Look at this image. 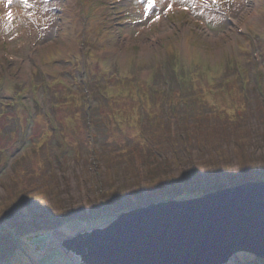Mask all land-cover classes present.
<instances>
[{"label":"rangeland","instance_id":"374dc122","mask_svg":"<svg viewBox=\"0 0 264 264\" xmlns=\"http://www.w3.org/2000/svg\"><path fill=\"white\" fill-rule=\"evenodd\" d=\"M110 1L0 0V264H84L64 240L134 209L264 181V0H229V19L173 0L130 26L117 25V10L141 6ZM168 51L167 65L178 56L213 79L234 61L247 82H214L188 94L190 110L156 101L161 115L136 118L131 82H148L151 96L173 90L158 70ZM68 55L79 62H59ZM61 80L83 85L87 100L49 98L45 87ZM121 93L122 114L104 100ZM227 263L264 264L246 253Z\"/></svg>","mask_w":264,"mask_h":264},{"label":"water","instance_id":"95a60500","mask_svg":"<svg viewBox=\"0 0 264 264\" xmlns=\"http://www.w3.org/2000/svg\"><path fill=\"white\" fill-rule=\"evenodd\" d=\"M62 246L84 264H225L264 260V181L123 213Z\"/></svg>","mask_w":264,"mask_h":264},{"label":"trees","instance_id":"16d2710c","mask_svg":"<svg viewBox=\"0 0 264 264\" xmlns=\"http://www.w3.org/2000/svg\"><path fill=\"white\" fill-rule=\"evenodd\" d=\"M231 72L234 74V72H235L234 69H231ZM190 79H191V81L189 82V85L185 88L186 91L183 93L186 96H188V94H190V93L194 94L196 91H200V89L202 87H205V86H208L211 83H214L213 81H210L208 78H206V76H198V77L193 76ZM171 81H173L174 84L176 83L175 79H171ZM232 83L238 87L236 81L232 82ZM47 88H48L47 89L48 94L50 95V97L52 99L56 97L55 100H59V98L64 100L67 97H69V100H72V99H74V96L78 97L80 95L79 93L81 92V89H79V91H76V92H73V93L69 92V90L67 88L62 87L59 84H52V85L48 86ZM140 89H141L140 97L139 98H137V97L135 98V100H137L135 102H138L137 104H135L136 105V113H137L136 118L139 115L140 109H142L144 112H145V109L147 110V112L149 111V109L150 110H154V111H150V114L148 116L149 118H154L155 116L161 115L160 113L159 114H155L157 112H161L162 113V109L159 106H156V101H160L162 98H165L164 91H157L156 94L152 97L151 93H148L146 91L147 89L144 86H141ZM168 92H170V93H168L167 98H170L169 99L170 101L178 100V98L182 94V92L180 91L179 86H174L173 90L172 91H168ZM146 93H147V95H146ZM115 98L110 96V98L105 97L104 100L106 102H110L111 103L110 106H113V109L115 111H119L122 114L123 112H121V109L118 106L120 105L122 107H125L123 105V103L121 102L122 100L124 101L125 99L121 95L116 96ZM79 102H81V101H79ZM56 106H57V104H55L54 107L57 108ZM19 113L23 116L22 120L24 118H27V112L25 111L24 108H22L19 111ZM77 113H79V112H77ZM56 118H59L58 115H56ZM139 120H140V118H139ZM145 120H147V119H145ZM147 121H148V123L151 124L152 120H147ZM137 123H140V122L138 121ZM144 124H146V123H144ZM63 135H64V133H63ZM5 140H9L10 141L11 137L9 136ZM19 142H20V139H19ZM85 146H87V145H85ZM5 152L6 151H4V157L2 159H0V164H3V160L5 162V160L8 159V153L6 152V154H5ZM28 175H29L27 177L28 180H29L30 176L34 177V175H32V173L28 174ZM42 238L43 237L40 238L41 241H44V240H42ZM248 256L250 258H252L253 260L256 259V257L253 256V255L248 254ZM261 261L264 262V260H261ZM227 264H229V263H227Z\"/></svg>","mask_w":264,"mask_h":264},{"label":"bare ground","instance_id":"6f19581e","mask_svg":"<svg viewBox=\"0 0 264 264\" xmlns=\"http://www.w3.org/2000/svg\"><path fill=\"white\" fill-rule=\"evenodd\" d=\"M170 1V0H169ZM164 112H166V110H164Z\"/></svg>","mask_w":264,"mask_h":264}]
</instances>
